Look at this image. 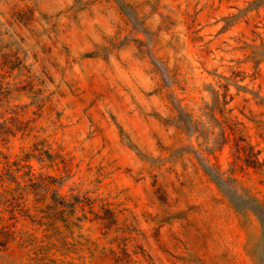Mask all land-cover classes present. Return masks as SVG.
Wrapping results in <instances>:
<instances>
[{
  "label": "rangeland",
  "instance_id": "obj_1",
  "mask_svg": "<svg viewBox=\"0 0 264 264\" xmlns=\"http://www.w3.org/2000/svg\"><path fill=\"white\" fill-rule=\"evenodd\" d=\"M0 264H264V0H0Z\"/></svg>",
  "mask_w": 264,
  "mask_h": 264
}]
</instances>
